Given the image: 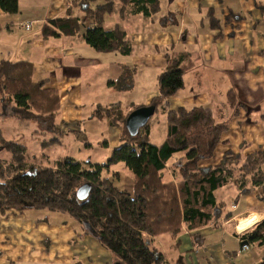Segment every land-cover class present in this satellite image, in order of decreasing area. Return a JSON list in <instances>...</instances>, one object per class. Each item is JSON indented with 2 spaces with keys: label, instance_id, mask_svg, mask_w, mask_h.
Segmentation results:
<instances>
[{
  "label": "crops",
  "instance_id": "obj_1",
  "mask_svg": "<svg viewBox=\"0 0 264 264\" xmlns=\"http://www.w3.org/2000/svg\"><path fill=\"white\" fill-rule=\"evenodd\" d=\"M83 1L18 0L14 14L0 7V62H31L33 82L58 92L56 129L60 136L86 137L88 119L98 118L104 127L98 133L106 137L107 148L119 145L123 126L97 114V108L113 105L124 109L115 97L122 90L110 81H125L127 73L152 76L143 92L131 100L132 110L149 105L160 96L159 76L167 68L168 57L188 52L195 62L185 73V86L159 107L166 128L169 111L209 106L217 122H226L227 130L203 166L218 165L228 151L247 155L264 150V135L254 124L258 120L252 122L245 109L237 106L241 96L230 87V82L239 83L247 93L244 102L264 104V0H159L160 9L152 15L136 13L133 5L121 0ZM109 1L114 8L104 15L102 25L106 30L119 27L125 31L130 54L98 51L83 37L86 26L97 24L86 15V6L95 10ZM68 15L85 20L79 34L42 36L47 20ZM27 22H32L29 30L22 26ZM100 89L111 94L99 98ZM257 118L264 121V113ZM42 122L52 131L50 122ZM179 157L176 154L168 163L166 179H173L171 166ZM260 193L261 188L246 193L234 184L225 185L216 196L226 203L232 217L223 216L217 225L193 231L184 228L178 235L153 237L154 245L169 264H258L264 258V245L249 244L244 250L241 236L264 220ZM0 264H114V256L65 213L0 208Z\"/></svg>",
  "mask_w": 264,
  "mask_h": 264
},
{
  "label": "trees",
  "instance_id": "obj_2",
  "mask_svg": "<svg viewBox=\"0 0 264 264\" xmlns=\"http://www.w3.org/2000/svg\"><path fill=\"white\" fill-rule=\"evenodd\" d=\"M89 1L92 0L83 2ZM121 2L133 5L134 12L145 15L160 9L159 0ZM0 7L7 14H14L18 12V0H0ZM113 8L112 1L95 10L86 6V15L96 19L97 24L86 26L83 37L98 51L127 55L132 46L125 31L119 27L106 30L102 25L104 15ZM84 23L85 20L72 15L49 19L42 36H74ZM194 62L188 52L168 57L167 68L159 76L160 96L131 113L144 106L154 107V114L158 112L167 98L185 86V73ZM32 75L33 64L29 61L0 62V114L23 121H48L50 129L56 131L60 95L34 83ZM123 82L120 79L110 84L121 89ZM117 107L97 110L98 115L107 116L124 129L121 144L105 163L65 158L54 167L35 165L27 161V148L8 140L0 129V150L11 153L10 162L0 159V208L65 213L113 254L114 263L169 264L154 245L153 237L178 235L184 228L193 231L217 225L223 216L232 217L226 212V203L216 196L219 188L234 184L246 193L261 188L259 195L264 201V150L247 155L228 151L218 165H202L214 156L227 130L226 122H217L211 107L195 105L169 111L167 134L161 144L150 142V120L133 134L127 127L131 113L123 116L116 111ZM54 142L60 140L55 137L51 140ZM176 154L181 157L172 164L174 177L166 179L168 163ZM117 162H123L133 174L131 191L104 175ZM114 174L120 178L119 173ZM84 184L91 186L90 192L80 199L77 192ZM241 238L246 244L264 245V220ZM258 264H264V258Z\"/></svg>",
  "mask_w": 264,
  "mask_h": 264
},
{
  "label": "rangeland",
  "instance_id": "obj_3",
  "mask_svg": "<svg viewBox=\"0 0 264 264\" xmlns=\"http://www.w3.org/2000/svg\"><path fill=\"white\" fill-rule=\"evenodd\" d=\"M139 73L141 74L137 76H131L127 73V78L125 79L122 88L120 89L116 87L122 91L115 92V97L117 100H120L124 106V109L121 107L122 110H120L118 106L116 111L122 112L123 116H127L131 113L132 108H134L131 107L133 106L131 105L133 104L131 103V100H133L135 95L140 94L141 90L143 92L146 84H148L150 79H152V76L147 77L144 76L142 72H138V74ZM129 84H131L132 88L129 87ZM241 86L242 85L239 83L230 82V87L236 88L238 90V94L241 96V98L239 96L240 99L238 100L237 106L239 107V105H241L242 108L245 109L244 111L251 116L252 122L258 120V122L254 124H257V127L262 130L264 135V121L257 118V116L259 117L264 113V104L253 106L250 103L247 104L244 102L246 101L244 98L247 96V93ZM98 94L99 98H104L105 94L109 95L111 93H106L100 89ZM216 95L217 97L220 96L218 94ZM143 100L144 98L140 102H144ZM137 102L140 103L139 101ZM85 112L87 114L88 109H85ZM102 119L105 120L107 118L102 117ZM87 123L89 124L90 129L87 132L86 137H78L79 134L77 133H69L65 136H60L59 129L56 131H50L46 127L45 122L33 120L23 121L14 116L0 115V129L2 130L4 136H6L8 140L20 143L27 148V161L29 163L46 167H54L57 161L65 158H74L81 161L90 160L95 163H105L109 160L113 150L121 143L113 147L108 146L107 148L105 144L106 137H103V135L98 133V131H101L104 128L103 124L98 118H96L93 122L88 119ZM151 123H153V128H151L149 134L150 142L161 144L166 136L167 128L164 125L162 116H160L159 112L153 114L150 119V124ZM55 137H57L60 142L51 143V140ZM107 150L109 153H106ZM0 159L10 162L11 153L7 150H0ZM169 165H171V163H169ZM114 173H119L120 178ZM104 175L109 178H114L116 185L120 188H125L129 191L132 190L133 174L123 162L112 164L110 171H104Z\"/></svg>",
  "mask_w": 264,
  "mask_h": 264
},
{
  "label": "water",
  "instance_id": "obj_4",
  "mask_svg": "<svg viewBox=\"0 0 264 264\" xmlns=\"http://www.w3.org/2000/svg\"><path fill=\"white\" fill-rule=\"evenodd\" d=\"M154 107L144 106L134 110L127 119V127L131 133H136L140 128L145 126L147 122L151 119L154 114ZM91 186L89 184H84L78 189V197L80 199H85L90 192ZM245 242L242 243V245ZM120 264V263H114Z\"/></svg>",
  "mask_w": 264,
  "mask_h": 264
},
{
  "label": "built area",
  "instance_id": "obj_5",
  "mask_svg": "<svg viewBox=\"0 0 264 264\" xmlns=\"http://www.w3.org/2000/svg\"><path fill=\"white\" fill-rule=\"evenodd\" d=\"M31 24H32V22H27V23L22 24V26H23L25 29L29 30V29H31ZM242 248H243L244 250H248V249H249V244H243Z\"/></svg>",
  "mask_w": 264,
  "mask_h": 264
},
{
  "label": "bare ground",
  "instance_id": "obj_6",
  "mask_svg": "<svg viewBox=\"0 0 264 264\" xmlns=\"http://www.w3.org/2000/svg\"><path fill=\"white\" fill-rule=\"evenodd\" d=\"M250 224H251V223H250ZM249 226H251V225H249ZM239 228H240V230L242 229V227H241V226H240Z\"/></svg>",
  "mask_w": 264,
  "mask_h": 264
}]
</instances>
